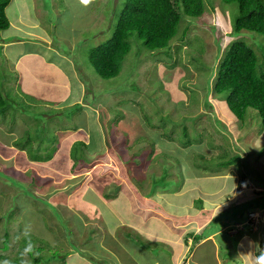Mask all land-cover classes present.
<instances>
[{
    "label": "rangeland",
    "instance_id": "1",
    "mask_svg": "<svg viewBox=\"0 0 264 264\" xmlns=\"http://www.w3.org/2000/svg\"><path fill=\"white\" fill-rule=\"evenodd\" d=\"M12 2L10 31H0V90L5 103L13 107L5 116L0 115V261L19 264V253L27 243L23 235L26 226L34 245V253L27 257L29 264H124L127 257L119 256L120 240L114 239L115 245L110 239L105 241L107 230L115 232L116 238L122 235L126 245H130L129 242L139 246L135 254V259L141 262L138 264H150L151 259L149 247L141 237L146 236L152 245L173 244V232H165L166 226L160 224L159 219L142 213L133 220L136 214L131 210L136 203L127 208L122 195H116L115 200L100 199L96 207L107 208L105 215L101 214L100 220L92 217L82 227L76 223L73 211L56 204L63 193L68 194L67 197H83L87 188L97 183L98 174L106 175L99 182L106 191L107 186L116 185L120 187L118 193L128 190V194L132 189L128 178L133 177L135 182H132L142 185L139 191L147 197L145 201L150 202L170 200L173 194L172 187L165 191L152 188L153 175L174 182L210 173L212 176V171L220 169L217 166L221 158L240 156L235 165L223 172L217 171L218 186L222 183L220 180H225L229 188L239 184L241 189L240 183L247 180L246 185L253 187L249 178L259 181L264 178V166L261 167L264 139L253 135L264 132L261 117L247 113L245 124L223 117L219 104L224 99L211 89L215 79L211 73L218 68L228 45L233 42L226 34L222 18L231 27L238 15L237 4L227 5L215 0L213 6L219 7L221 14L207 5L201 18L184 17L169 55L160 53L166 50L155 52L154 56L148 54L134 36L131 53L120 75L105 80L96 73L89 55L91 50L111 39L112 26L124 0H92L87 6L80 0ZM24 14L25 19H20ZM12 23L18 25L21 34L12 29ZM251 35L245 31L241 34L261 58L262 39ZM9 41L12 42L5 47ZM33 43L39 44L34 46L35 52L23 55L27 54L26 44ZM19 55L23 57L17 62ZM177 62L178 67L172 69ZM22 92L30 95L27 106L21 99ZM76 106L80 108L76 110ZM159 132L165 140L161 139L158 146L163 145L164 151L158 148L153 160L149 136L157 138ZM104 133L106 136L102 139ZM108 135L113 141L111 149L105 142ZM78 139H84L87 145H92V141L96 143L99 153H92L93 148L77 146L90 160L103 153L112 157L115 152L130 160L115 165L114 158L104 164L97 158L88 172L73 174L66 166L69 162H66L65 147ZM17 140L19 145L15 143ZM235 140L243 146V152L237 150L239 145ZM55 147L56 158L44 160L48 149ZM135 153L137 164L132 160ZM224 172L228 177L221 178ZM243 175L247 178L243 179ZM205 184L211 192L218 188L214 181ZM260 185L264 187V183ZM255 188L245 192L255 197L252 209L263 211L264 194L260 201L254 194L262 191ZM194 192L195 187L190 194ZM25 193L37 198H26ZM161 194L167 195L162 197ZM239 202L233 201L227 206ZM70 203L75 204V201ZM99 208H95L97 213H101ZM234 208L239 214V206ZM70 209L75 206L71 205ZM244 209L250 211L247 206ZM219 223L218 218L217 225ZM5 227L9 229V238L4 236ZM251 234L248 232L245 236ZM226 239L227 236L221 234L219 241L225 258L230 259L238 253V240H231L232 244L228 245ZM3 241H6L5 247ZM109 244L116 247L114 255L107 251ZM156 254L161 263L172 264V256L166 251Z\"/></svg>",
    "mask_w": 264,
    "mask_h": 264
},
{
    "label": "trees",
    "instance_id": "2",
    "mask_svg": "<svg viewBox=\"0 0 264 264\" xmlns=\"http://www.w3.org/2000/svg\"><path fill=\"white\" fill-rule=\"evenodd\" d=\"M214 1L215 0H124L122 10L118 11L115 17L111 39L91 50L89 55L90 63L101 78L110 80L118 77L126 57L131 53V40L134 36L135 40L148 51V54L154 56L155 52L166 50L160 53L169 55L171 54V43L177 36L178 27L184 17L201 18L205 14L207 5H210L216 13L221 14L219 7L213 6ZM221 1L227 5L237 4L238 15L235 17V21L231 27H229L230 25L224 17L222 18V24L226 34H229L228 37L232 38L233 42L228 45V50L220 61L218 68L211 73V75L215 77L211 89L217 97L220 98V96H222L224 99V101L219 104L223 117H227L229 120H238L239 123L245 124L247 113L249 115L256 114L261 117L259 121L264 129V0ZM10 3L11 0H0V31L8 30L10 27V21L6 13ZM214 29H216V27ZM186 31L187 29L185 33H187ZM244 31L251 32L253 34L251 35L252 38L258 36L262 39L260 45L262 46L261 53H263V55H261V58H258L259 56L255 52L253 45L243 40L244 36H241V34H243ZM215 32L216 31L213 30V34ZM184 38L185 37H183L182 40H184ZM215 41H217V39H215ZM176 52L177 51H175V53ZM178 65L179 63L177 62L175 66L171 68L175 70ZM209 83L208 80L207 84ZM208 86L211 87L210 84ZM21 90L23 89L21 88ZM8 96L10 97V94H8ZM20 96L27 106L26 101L30 96L29 93L22 92ZM5 104L7 103H5L0 90V115L2 116H5L7 112L13 108L11 104H7V107H5ZM79 108L80 106L75 107L76 110ZM66 136L67 134L64 135V137ZM149 139V142L152 143L150 152V158H152L157 154L158 148L164 151L163 145L159 147L158 143L161 144V139H165L161 132H159L157 138H153L152 135H150ZM18 141L19 140L15 143L18 144ZM69 145L71 146L65 147L68 159L66 162H69L66 166L70 167L73 173L79 172L83 174L88 172L92 163L90 159H88L87 154L85 155L84 151H79L77 147L80 145L87 150L90 149L87 148L86 141H84V139H78L75 142L72 141ZM107 145L110 146V149L114 147L113 141L109 136ZM237 150L241 152L242 148L238 147ZM57 153L58 150L56 147L48 149V154L44 160L50 159L53 161ZM119 155L115 152L111 157L112 159L114 158L113 163H115V165L116 163L125 164L130 160V158L125 160L124 157L126 156L119 157ZM135 156H137L136 153L132 160L133 163L137 164ZM229 157L231 156L229 155ZM238 157L240 158V156H232L229 159L221 158L217 166V168H220L218 170L223 172L227 167L235 165L236 162L239 161ZM153 160H155V157ZM108 169L114 171L113 168ZM218 170L212 172L218 174ZM154 176L155 175L152 176V183L154 186L166 187L170 185V182L165 178H157ZM244 177L246 176L243 175L242 178ZM128 179H131V182H135L133 177ZM11 184H15V181L14 183L11 182ZM19 186L24 188L23 185L19 184ZM119 190L120 187L115 185V187L107 186V191L105 188L102 192L104 197L113 199L116 197ZM25 195L35 199L37 198L31 193H25ZM61 195L63 200L60 201L59 204L67 201L66 197L68 194L63 193ZM202 202L203 201L199 200L198 203L202 204ZM49 205L56 209L53 204ZM32 207L34 208L36 206L32 205ZM247 208H249V206H247ZM244 212L242 213L244 214ZM74 217L76 223L77 221L80 222L77 216L74 215ZM7 231H9L8 228L4 236L9 238V232ZM199 239L200 236L197 237V241ZM3 243L5 247L6 241H3Z\"/></svg>",
    "mask_w": 264,
    "mask_h": 264
},
{
    "label": "crops",
    "instance_id": "3",
    "mask_svg": "<svg viewBox=\"0 0 264 264\" xmlns=\"http://www.w3.org/2000/svg\"><path fill=\"white\" fill-rule=\"evenodd\" d=\"M34 3V2H33ZM13 2L11 0L10 5L8 6L6 13L9 19V15L11 14L10 9ZM13 13V12H12ZM20 19H25V14L20 16ZM11 24V22H10ZM32 29V27L30 26ZM12 29L15 31H19L17 33H22V30L19 29L16 23H12ZM11 29V30H12ZM10 31V30H6ZM5 31V32H6ZM4 32V33H5ZM18 41V39L16 40ZM12 41L5 43V47ZM39 44H26L25 51L27 54L23 55H32L34 53V46ZM22 53V52H21ZM23 55H19L16 58V61L19 62ZM49 61V59L47 58ZM60 70V69H59ZM105 132V129H104ZM106 133V132H105ZM101 135L102 139L106 136V134ZM109 136V135H108ZM110 137V136H109ZM105 140L106 145L108 143V138ZM92 145H87V148H93L91 150L92 153H99L97 149L96 143L93 141L91 142ZM90 144V143H89ZM71 146V145H70ZM108 147V145H107ZM70 148V147H69ZM104 154V153H103ZM102 156L99 154L95 158H92L90 161L92 163L91 166L94 165L95 160L98 158L101 164L107 163L108 159L111 158L110 155L104 154ZM92 155V154H91ZM88 157V156H87ZM112 159V158H111ZM113 160V159H112ZM90 163V162H89ZM71 164V162H70ZM264 164V162H263ZM90 166V167H91ZM264 165H261V167ZM260 167V168H261ZM222 175L221 178L228 177V173ZM73 174H79L73 173ZM84 174V173H83ZM220 174V173H219ZM94 175V174H93ZM215 176L217 174L206 175L203 177H193L190 178H180L177 182H174L171 179L167 181L170 182L169 186L166 187H156L152 184V188L155 187L156 190H167L169 187H172V198L170 200H160V201H145L147 197L143 196V193L139 191V187L142 185H137L133 182L130 183L132 189H130V193L128 194L127 191H123L118 193V195H122V199L125 202L124 205L128 208L129 205L133 204L134 202L136 205L134 207L129 208L131 212L136 214L133 217V220L136 218H140L142 213H147L151 219H159L160 224L166 226L164 228L166 231L173 232V244L167 245H152L146 240L145 237H141V239L145 242V246H148V253L150 255V264H164L161 263L158 259V255L156 254L157 251L162 252L166 251L169 256H172L171 263L172 264H255V258L258 256V248L263 246L264 248V208L263 211H248L244 209V207L249 206V210H254L255 208V197H252V194L242 191L240 189L239 184L233 185L232 188H229V184L223 182L225 180H220L221 185L218 186L217 180H215ZM106 177L105 174H98L96 178L97 183L95 186L91 188H87L86 193L83 197L75 196V197H67V201L65 203H56L57 205H62L64 210L73 211L74 215L80 219V227L85 225L89 219L92 217L100 220V215H105V209L107 208H99L96 205H99L100 199L109 200L111 198L104 197L103 189L104 187L99 186V182L102 181ZM160 178V177H158ZM251 183L260 189L261 193H256L254 195L258 196L260 201H262V195L264 194V187L260 184L264 183V178L259 180H254L250 178L248 179ZM214 181L215 184L218 186L217 190L206 189L204 186L208 185L205 182ZM219 182V183H220ZM246 182V181H245ZM244 182V183H245ZM259 182V183H258ZM244 183H240L241 186ZM205 184V185H204ZM91 186V185H89ZM195 187V192L190 194V190ZM99 191V192H94ZM101 190V191H100ZM233 191V192H232ZM232 194V196H231ZM61 195V194H60ZM167 194H161V196L165 197ZM230 195V197H229ZM26 198L29 197L25 195ZM148 196V195H147ZM160 196V195H159ZM157 197V196H156ZM60 198V196H59ZM114 197L113 199L115 200ZM83 199V200H82ZM63 199L60 198L59 201ZM71 200L75 201V209L71 210ZM199 200L203 201L202 204L198 203ZM233 201H240L239 203L232 204L230 203ZM55 202H58L55 200ZM254 202V203H253ZM81 205V206H80ZM235 205V206H234ZM85 206H88L90 210H87ZM236 206H239V214L235 211L237 210ZM38 207V206H37ZM161 207L163 212H161ZM224 207V210H221ZM95 208H99L101 213H97ZM242 208V209H241ZM259 212L256 214L258 218L254 221V230L250 232L252 236L246 237V233H248V229L246 230H238L237 227H241V223L247 220V216L242 215V212ZM220 219V223L217 225V219ZM222 219V221H221ZM158 221V223H159ZM142 223V222H141ZM125 225V224H123ZM126 226V225H125ZM220 226H222L220 228ZM109 229V228H108ZM107 234L105 237V241L110 239L112 244L115 245L114 239L120 240V245L122 247L121 252H119L120 257H127V262L123 261L124 264H138L141 263L139 260L135 259V254L139 246H135L133 243H129L130 245H126V240L122 235L120 238H116L115 232L112 234L109 230H107ZM144 232L145 229H144ZM225 234L227 239L225 243L228 245L232 244V241H237L238 244V253L234 254L233 257L230 259H226L223 250H222V243L219 241L220 235ZM110 236V238H108ZM200 236V239L197 241V237ZM240 236V239H238ZM245 236V238H244ZM140 237V236H139ZM236 239V240H235ZM232 240V241H231ZM103 242L105 245L106 242ZM258 241V242H256ZM175 247V248H172ZM193 247V248H192ZM192 250V253L190 251ZM107 251L114 255L116 253V247L108 246ZM147 254V253H146ZM145 254V255H146ZM192 254V255H189ZM144 255V256H145ZM157 255V256H156ZM223 255V256H222ZM186 256V257H185ZM155 258L156 260H153ZM2 256H0V260ZM130 262V263H128Z\"/></svg>",
    "mask_w": 264,
    "mask_h": 264
},
{
    "label": "clouds",
    "instance_id": "4",
    "mask_svg": "<svg viewBox=\"0 0 264 264\" xmlns=\"http://www.w3.org/2000/svg\"><path fill=\"white\" fill-rule=\"evenodd\" d=\"M91 2H92V0H80V3L85 5V6L89 5ZM253 135L256 136V137H259L261 135L259 140L260 139H264V132H262L259 135H256L255 133H253ZM236 143H237V140H235V144ZM239 147L242 148V152H243V146L239 145ZM245 178H247V177H245ZM242 187H243L242 191H250V190H252V188L254 186L252 187L249 184L246 185V182H245ZM255 189H257V187ZM257 193H261V192L257 191ZM250 211H259V210L254 209V210H250ZM256 214H259V212H249V214H246V216L248 217L247 220L245 222L241 223V227L242 228H240L238 226L237 229L238 230L239 229L240 230H244L243 229V227H244L246 230L248 229L247 230L248 232L253 231L254 230L253 228H254V225H255L254 221L258 218V216H256ZM23 235L27 239V243H26V245L23 247V249L19 253V264H29V261H28L27 257L34 253V245H33V243L31 242V239H30V229H29L28 226L25 227ZM258 251H259V253H258V256L255 258V264H264V248H263V246L261 248H258ZM0 264H11V261H8V260L0 261Z\"/></svg>",
    "mask_w": 264,
    "mask_h": 264
}]
</instances>
